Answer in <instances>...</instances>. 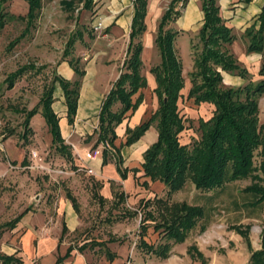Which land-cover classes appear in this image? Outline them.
<instances>
[{
	"label": "rangeland",
	"instance_id": "374dc122",
	"mask_svg": "<svg viewBox=\"0 0 264 264\" xmlns=\"http://www.w3.org/2000/svg\"><path fill=\"white\" fill-rule=\"evenodd\" d=\"M240 1H223L219 5L217 0V4L219 14L227 26L229 25L223 17L226 15L225 12L234 8L241 9V12L239 10L238 13L232 12L229 18L233 20V25L229 27L234 40L227 45V49L237 62L245 67L248 76L238 81L233 74L230 77L223 75L224 81L231 84L233 81L240 82L241 86L248 81L256 82L264 79V76L257 74L264 52L245 54V40L241 37L244 25L248 26L254 21L252 18L256 14L254 11L256 12L260 0H254L247 6L248 8L238 6L230 8L231 4ZM129 2L132 5L133 0ZM146 2L148 28L140 37L142 43L140 73L148 80L151 76L149 69L159 62V55L153 43L158 16L164 11L169 0H146ZM3 6L13 15H24L26 11L24 0H8ZM179 8L183 11L181 7ZM197 9L198 18L195 26L201 21L198 6ZM100 15L103 14L97 12L95 2L89 9H85L83 0H41V8L34 21V27L19 41L11 44L23 29L24 24L20 21H9L0 30V135L2 136L0 143L6 137L11 139L7 141V148L1 145L2 150H0V197L4 202V209L0 211V242L6 247L12 245L9 239L3 241L1 238L3 232L7 234L10 231L2 229V224L24 208H32V205L25 204L26 197L30 195L47 198L46 207L49 209L50 217L47 223L59 226V218L55 219L53 213V204L60 200L67 201L65 194L68 192L76 200L77 226L71 233L65 235V240L79 252L80 260L85 264L113 262L161 264L160 259L144 253L135 246L139 215L127 216V212L136 209L140 198L163 196L165 188L160 185L161 183H146L145 186H139V191L126 192L122 201L116 204L118 199L113 193L121 191V181L108 178L102 173L103 168L92 165L93 158L85 157L86 152L92 157L100 155L101 145L96 148L91 147L94 136L89 142L84 141L85 136L65 137L64 143L70 153L68 157L54 150L45 130L34 137L30 129L26 131L24 137L22 136L21 122L24 115L32 107L40 109V104H37L38 99L49 86L55 65L63 58L64 50L67 53L65 60L71 57L78 58L83 67L88 63L86 66L89 67L93 65L108 68L106 71L108 82L98 84L97 89L105 91L108 88L112 75L120 68V61L124 58L127 38L115 45L112 41H106V37H101L106 30L103 27H96L97 17ZM198 28L199 26L193 30H179L173 44L181 62L183 78V88L179 91L180 96L177 99V110L184 128L178 134V141L188 146L199 135L197 120H206L213 109L211 104L196 105L191 99L186 98L193 58L200 50ZM76 31L81 33L80 37L75 35ZM73 35V45L67 47L66 42ZM18 68H23L24 71L15 79L12 87L7 89L6 76ZM231 84L229 85L232 86ZM229 85L225 83V86ZM146 87L148 86L140 90L143 119L148 118L157 107V99L152 89L148 90ZM58 92L60 90H54L52 95H60ZM135 96L136 94L132 98ZM257 118L258 124L264 123V93L257 97ZM39 119L42 120L39 113L32 119L35 128ZM151 128L155 131L154 123ZM9 132L11 135H8ZM12 151L18 152L14 158L10 156ZM259 160L257 149L252 157L253 173L259 174ZM139 178L134 176L132 184H141ZM251 182L249 177L239 179L224 190L215 201L204 230L201 231L196 226L187 233L181 243L173 244L170 248L171 253H174L172 258L176 261L181 260L185 249L192 246L203 255L205 264H248L250 253L260 249L261 230L264 227V206L244 208L239 205L245 200L242 188ZM195 194L192 184L186 183L182 189L171 195V200L191 203ZM233 201L238 204V208H234ZM157 238V233L148 227L146 241L156 243ZM79 246H82V249H79ZM108 252L115 258L111 262L107 259ZM1 255H4L2 251H0ZM9 264L17 263L12 261Z\"/></svg>",
	"mask_w": 264,
	"mask_h": 264
},
{
	"label": "trees",
	"instance_id": "16d2710c",
	"mask_svg": "<svg viewBox=\"0 0 264 264\" xmlns=\"http://www.w3.org/2000/svg\"><path fill=\"white\" fill-rule=\"evenodd\" d=\"M6 1L8 0H0V30L12 20L24 24L20 34L12 40V44L34 27V21L41 8V0H24L27 3L24 15H13L6 11L3 6ZM92 3L93 0H83V7L89 9ZM184 4L185 0H170L156 24L153 43L159 55V62L149 71L155 83L152 91L157 99V107L148 118L134 127H125L123 143L115 146V127L136 109L141 96L139 93L134 98L132 96L145 86V77L140 73L142 47L140 37L145 29L143 18L146 0H133L127 44L119 73L102 97L96 115V128L86 135L84 140L89 142L94 136L91 147L102 146L101 165L112 160L119 177L124 179L127 169L121 166L120 146L135 142L154 123L155 141L141 153L140 169L131 168L129 171L134 175L140 170L141 176L148 178L149 181L160 182L165 192L163 196L140 198L136 209L127 212V216L139 215L135 246L159 259L166 258L171 246L181 243L187 233L196 226L199 230H204L215 201L234 181L246 177L252 181L241 190L245 200L239 204L240 206L244 208L264 206V123L258 124L257 118V97L264 93V79L248 81L237 87L223 85L221 71L242 79L247 78L248 72L227 49V45L234 40V35L219 14L217 0H200L202 22L197 30L200 50L194 55L186 92V98L191 99L194 104L208 103L213 109L206 120H197L199 135L190 146L180 144L178 141V134L184 128L177 110V99L183 87V78L181 62L173 45L179 30L169 24L180 15L179 7L182 8ZM75 35L80 37L81 33L76 31ZM241 37L245 40L246 53L264 52V0L255 21L243 29ZM73 42L74 35L66 42L67 47H71ZM66 55L64 50L61 60H65ZM66 61L73 71V79H64L54 72L49 86L38 99L40 109L36 107L28 109L21 123L24 137L26 131L30 130V117L39 113L47 126L54 150L68 157L70 155L68 146L60 135L56 114L50 106L53 100L52 93L55 86L60 88L65 105V118L67 124H72L84 69L78 58L71 57ZM23 71V68H18L9 73L5 78V87L10 89ZM257 74L264 76V57ZM257 149L260 156L259 174L252 171L253 152ZM186 183H191L196 191L193 201L187 203L171 200V195L182 189ZM140 185L145 186L146 182L143 181ZM113 195L118 199L116 204L125 197L122 190L114 192ZM99 197L102 200V197ZM65 198L76 211L75 198L68 192ZM232 204L234 208L239 207L235 201ZM27 209L2 224V229H12ZM148 227L157 233L156 243L146 241ZM61 231L62 233L66 231L64 224ZM79 249H82V246H79ZM70 250L68 247L63 256H57L55 264L68 256ZM186 253L200 264L206 263L203 255L192 246L186 248ZM113 257V254L108 252L107 259L111 261ZM0 259L1 264L18 262L11 255H1ZM248 264H264V227L261 230L260 249L250 253Z\"/></svg>",
	"mask_w": 264,
	"mask_h": 264
},
{
	"label": "crops",
	"instance_id": "0c3cea01",
	"mask_svg": "<svg viewBox=\"0 0 264 264\" xmlns=\"http://www.w3.org/2000/svg\"><path fill=\"white\" fill-rule=\"evenodd\" d=\"M223 1L228 2L229 0H218L219 5H221V2L223 3ZM241 1L231 4L230 8L237 6L240 8L243 7L245 8L254 2V0H247V1L241 0ZM262 1L263 0H260L256 12L254 11V13H256L252 18L254 21L256 19L257 13L259 12ZM94 2H95V8H97V12L103 14L97 17L98 21L100 22V28L103 27L104 30H106V33H104L101 37H106L105 38L106 41H112V43H114L115 45L119 44V41H123L125 37L127 38L130 19L133 12L132 5L130 4L129 0H93V3ZM197 6L200 10V0H185V4L182 7L183 11H180V15L175 19L172 26L175 29L181 31L193 30L196 29L198 26H200L202 22L201 10H200L201 21L197 23V26L194 25L198 18ZM25 7L27 10L26 2H25ZM238 10L239 12H241V9L234 8L233 10H227L225 12L226 15H223L226 23L229 26L233 25L232 22L233 20L232 19L229 20L232 12L238 13L237 12ZM161 14L162 12L159 14L158 19ZM147 17L148 16H147V7H146L145 15L143 18V23L145 26L144 32L147 31L148 28L146 21ZM246 25H244L243 29L245 28ZM245 54H258V53L245 52ZM121 62L122 60L120 61L119 66H121ZM86 64L85 67H83L84 74L80 81V87L77 98V107L75 110V115L72 124H67L65 118V105H64L62 92L58 86H55L54 88V90L57 91L60 90L61 93L58 92L60 94L58 96L52 95L53 100L50 106L52 111L56 114L57 124L59 127L60 135L63 138V140L65 139V137L67 138H70L72 136L83 137L90 134L93 131V125L96 124V115L102 97L110 88L111 83L117 77L120 69L119 68L115 70V73L112 75V78L109 82L108 88L105 91H98L97 89L98 84L101 85L105 82H108L106 78L107 75L106 71L108 70V68L97 67V66L94 67L93 65L92 67H89L86 66ZM103 72L105 73V75ZM220 73H221L223 85H225V83L227 85L231 84V82L224 81V76H223L226 75L227 77H230L231 74L226 73L224 71H221ZM55 74L67 80L73 79V71L69 67L66 60H59L57 62V64L55 65ZM234 77L237 78L239 81L240 79L239 76L235 75ZM239 83L240 82L236 83V81H233L231 87L240 86ZM146 85L148 86L146 87V89L148 90L154 88L155 83L152 74L148 80L145 79V86ZM144 87L140 88L137 91V93H135L136 95L139 93L141 96V101L136 107V109L129 116L124 118L115 127V133H116V139L114 140L115 146H118L119 144L123 143L125 137L124 134L125 127L132 128L143 120V118H141L143 114V110L141 108L142 94L140 90L144 89ZM57 97L58 99H56ZM36 114H34L29 120V127L31 129L32 136L34 137L38 136L43 130H45L46 134L49 135V133L47 132V126L45 125L43 119L38 120L37 128L33 126L32 119L34 116L36 117ZM151 127L152 124L145 130L143 135H141L132 144L120 146L119 154L122 160L121 166L127 169L124 179H121L119 177V174L116 172L114 168V163L112 160H109L106 164L101 165L100 155L98 157L97 156L91 157L93 158L92 159L93 161H91L92 165L103 168L102 173L104 175H107L108 178H111L113 180L121 181L120 182L122 185L121 190L123 191L124 195H126V192L139 191V186L141 185L132 184L134 176L140 177L139 178L140 183L143 181L146 183L151 182L148 180V178L141 176L142 172L140 170L137 171L134 175L131 171H129V169L131 168L140 169V163L142 162L141 153L147 148L148 145H150L155 141L156 130L155 131L152 130ZM0 137L2 136L0 135ZM10 140H11L10 137H6L5 139H3L2 142L0 143V150H2V146L7 148L8 146L7 141ZM17 153H18L17 151H12L10 156L14 158V156L17 155ZM15 188H17L16 184H15ZM40 197L34 195H30L29 197H26L25 204L32 205V208L31 209L28 208L27 211L22 214V216L16 222L15 226L12 229H8L10 231L6 230L8 231L7 234H4L5 232L1 234V238H3V241H5V239H9L8 241L12 245L6 247L3 246L0 242V251H2L4 255H11L13 258L17 259L18 260V262H16L17 264H55V260L57 256H63L66 249L70 247L71 250L68 256L64 257L62 261L58 264H85L82 260H80L81 255L79 254V252L75 251L74 250L75 248L70 246V244L65 240V235L71 233L74 230V228L77 226V217L75 214V210L71 206L69 200L68 199H66L67 201L60 200L57 203L54 202L53 204L54 206L52 209L55 219L59 218V226H57L56 224L50 225L47 223L48 222L47 220L50 218L48 216L49 209L48 207H46V205H48L47 204L48 200L47 198H43V197L40 198ZM3 204L4 202L2 200V197H0V211L4 209ZM62 224H64L66 228V231L64 233H62L61 231ZM171 252L172 250L170 249L169 255L164 259H160L161 264H200L198 260H193L189 257V255L186 253V249L183 252L184 256L181 258V260H177V261L172 258V255L174 253L172 254ZM114 259L115 258L113 257L112 260ZM112 264H118V262H113Z\"/></svg>",
	"mask_w": 264,
	"mask_h": 264
},
{
	"label": "built area",
	"instance_id": "2783aa9c",
	"mask_svg": "<svg viewBox=\"0 0 264 264\" xmlns=\"http://www.w3.org/2000/svg\"><path fill=\"white\" fill-rule=\"evenodd\" d=\"M96 27H100V22H99V21H97V23H96ZM95 128H96V124L93 125V129H95ZM85 157H87V158H91L92 155H91L89 152H86V153H85Z\"/></svg>",
	"mask_w": 264,
	"mask_h": 264
}]
</instances>
